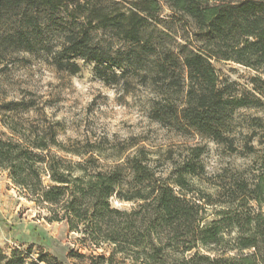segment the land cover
<instances>
[{
	"label": "trees",
	"instance_id": "1",
	"mask_svg": "<svg viewBox=\"0 0 264 264\" xmlns=\"http://www.w3.org/2000/svg\"><path fill=\"white\" fill-rule=\"evenodd\" d=\"M21 54L70 74L92 63L123 91L136 79L155 95L151 119L232 148L235 110L264 104V0H0V73ZM212 60L256 71L252 92L221 83ZM32 107L0 102V125L16 137L0 132V170L78 246L69 262L33 244L0 248V264H264V214L250 205L264 203V154L253 180L233 179L222 199L224 187L213 196L187 180L200 176L203 147L163 177L143 146L105 154L100 144L59 141L50 126L21 132L10 118ZM251 122L250 137H264V121Z\"/></svg>",
	"mask_w": 264,
	"mask_h": 264
},
{
	"label": "rangeland",
	"instance_id": "2",
	"mask_svg": "<svg viewBox=\"0 0 264 264\" xmlns=\"http://www.w3.org/2000/svg\"><path fill=\"white\" fill-rule=\"evenodd\" d=\"M163 14L168 15V10L165 9ZM20 56L23 58L8 63L0 73V102L20 100L24 105L32 104L30 110L10 118L21 132L31 126H50L57 130L59 141L100 144L105 154L128 144L143 146L163 177L185 158L191 147L200 146L203 147L202 171L200 176L187 178L189 185L213 196L224 187L222 199L233 179L251 182L258 173L264 154V137L260 133L250 137L255 130L251 120L260 118L264 121V104L235 110L228 125L233 141V147L229 148L193 130L180 131L151 119L149 107L155 95L150 86L136 79L132 80L128 91H123L121 80L118 83L103 80L93 70L92 63L80 61V70L70 74L57 70L40 55ZM212 65L220 82L228 84L235 93L252 92L250 79L256 71L224 60H212ZM0 132L16 138L1 125ZM250 146L253 151H249ZM111 203L122 209L135 205L115 199ZM250 205L264 214V203L259 209L255 202ZM212 212L213 208L209 209L208 219L212 218ZM48 215L46 209L21 193L7 172L0 170V248L6 254L14 248L24 249L33 244L34 252L43 249L69 262L66 254L69 249L77 248L76 234L69 232L64 221L49 222ZM200 252L213 255L204 249Z\"/></svg>",
	"mask_w": 264,
	"mask_h": 264
}]
</instances>
